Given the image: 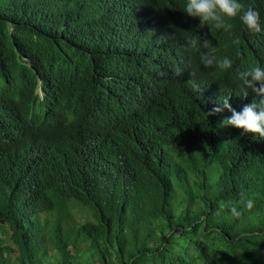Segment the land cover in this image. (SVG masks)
<instances>
[{"label":"trees","instance_id":"obj_1","mask_svg":"<svg viewBox=\"0 0 264 264\" xmlns=\"http://www.w3.org/2000/svg\"><path fill=\"white\" fill-rule=\"evenodd\" d=\"M238 2L259 12L260 33L249 34L240 14L225 19L227 31L200 28L181 14L182 0H147L138 36L156 19L174 24L162 41L177 37L148 53L125 41L135 31L123 15L100 30L94 8L103 0H0V63L34 65L3 73L18 82L0 97H25L17 106L29 107L40 87L23 124L49 107L89 122L60 119L33 161L25 147L37 131L11 137L10 123H0V225L9 230L0 264H264V138L226 125L228 109L206 115L226 98L237 112L261 99L240 74L264 69V0ZM210 51L231 69L206 67ZM102 113L114 140L99 131L106 146L77 152L55 140L68 127H98ZM242 196L255 206L237 218L230 208L241 209ZM54 208L66 211L54 230L41 228L31 211Z\"/></svg>","mask_w":264,"mask_h":264},{"label":"clouds","instance_id":"obj_2","mask_svg":"<svg viewBox=\"0 0 264 264\" xmlns=\"http://www.w3.org/2000/svg\"><path fill=\"white\" fill-rule=\"evenodd\" d=\"M146 1L147 0H103V6L94 8V13L97 15L96 21L100 30L105 31L111 21L115 20L119 15H123L135 31V33L131 34V36L125 39V41H129L131 39L141 41L148 53L151 51V48H166L177 38L174 37L169 41L161 40L164 29L173 26V23L168 24L162 20L149 19L143 25L146 39H142L138 36L139 20L144 11ZM180 12L193 26L199 27L200 24L210 23L214 24L217 29L222 28L225 31L231 28L230 24L225 23V19L235 18L238 14H240V19L249 34H257L261 32L259 12L252 7L245 9L244 5L238 2V0H182ZM9 30L11 31L12 27H9ZM189 45L190 47H195L197 45V41L192 40L189 42ZM202 47L210 48L211 44L207 39H205ZM202 62L206 67L215 65L217 69L222 71H227L232 67V61L229 58L222 57L217 59L214 51L208 52L203 57ZM31 66H34L33 63L24 57L17 61L0 63V90L6 85L18 82L16 80L5 78L3 73L8 70H15L23 67L30 68ZM190 75H194V73ZM240 79L247 89H252L257 96L261 98L259 106L256 102H252L251 104L244 105L241 111L237 112L232 109L229 99L226 98L222 101V108H214L206 115L211 116L214 113L221 112L223 109H228V111L231 112V118L224 121L226 125H231L236 129L242 130L245 134H251L254 136L258 135L259 137L264 138V69L254 67L249 71L242 72L240 74ZM257 84L259 85L258 88L256 87ZM116 85L118 86L117 79ZM30 95L34 96L35 100H33L29 107L24 105L17 106L18 103H20L25 97L12 99L0 97V123H10V129L12 132L11 137L19 135L20 132L26 129H34L37 131L36 142L25 147V154L30 158L37 155V146L42 143L45 138H48L47 133L49 129L58 125L60 119L68 124L82 122L86 124L89 123L86 120L78 118L75 114L69 112L65 108L54 109L49 107L46 113L50 115V118H46V113L41 114L38 112V115L33 118L30 123L23 124L20 118L24 117L27 113L31 114V111L35 110L33 107H35L37 102L36 97L42 100L44 96L40 87ZM116 97L122 99L121 93L116 95ZM107 123L109 122L102 113L100 116H97L96 124L98 127H68L62 130L55 140L63 143L64 145L71 146L77 152L81 150L84 151L89 147L100 148L106 145L102 137L99 135V131H103L105 135L111 139L108 135ZM120 148L121 153H114V157L118 161H120L123 155V149L121 146ZM45 149L50 151L54 150L52 143H49ZM173 151L174 149L170 146L169 152ZM239 204L242 205L241 209H238L236 205H232L230 208L231 214L237 218L243 214L244 210L250 211L255 206L253 199H245L243 196L241 197ZM225 207L226 205L222 201L220 203V208L223 209ZM4 226L7 228L8 235L5 237L4 234H2L1 237L7 239L9 236V230L6 225ZM173 231L174 230L168 231V236H170Z\"/></svg>","mask_w":264,"mask_h":264},{"label":"bare ground","instance_id":"obj_3","mask_svg":"<svg viewBox=\"0 0 264 264\" xmlns=\"http://www.w3.org/2000/svg\"><path fill=\"white\" fill-rule=\"evenodd\" d=\"M209 24H200V28H205L207 26H209ZM45 151L47 152H50L52 153L53 155L55 154L54 150H46ZM37 156V155H35ZM31 157L32 158V161L34 160V158H37V157ZM52 159H47L46 157H44V162H43V165H47L51 162ZM39 167H42L39 166ZM110 193L108 192V195ZM66 210L64 209H60V208H54V209H45V210H41V211H31V214H32V217L38 222L40 223V227L43 228V229H48V230H54V223L56 221V219L58 218V216L60 214H62L63 212H65ZM85 221V220H83ZM83 221H80L78 224H81ZM76 224V225H78ZM64 228H66V225H63Z\"/></svg>","mask_w":264,"mask_h":264},{"label":"rangeland","instance_id":"obj_4","mask_svg":"<svg viewBox=\"0 0 264 264\" xmlns=\"http://www.w3.org/2000/svg\"><path fill=\"white\" fill-rule=\"evenodd\" d=\"M19 32L22 33L21 30H19ZM173 203H174V201H173ZM172 208L174 209L175 213H180V211H179L180 206L178 205L177 202L174 203V207H172ZM83 220H84V218L81 215L76 214L75 222H78V221L80 222ZM2 234H4L5 237H6V235H8L7 234V228L4 225H0V236H2Z\"/></svg>","mask_w":264,"mask_h":264}]
</instances>
